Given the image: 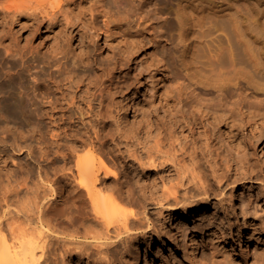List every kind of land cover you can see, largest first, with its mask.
<instances>
[{
	"label": "bare ground",
	"instance_id": "obj_1",
	"mask_svg": "<svg viewBox=\"0 0 264 264\" xmlns=\"http://www.w3.org/2000/svg\"><path fill=\"white\" fill-rule=\"evenodd\" d=\"M18 1L20 5L14 4L15 7L13 3L9 5L11 2L9 6H0V25L3 29L0 33V56L16 69L19 67L13 71L0 66V159H5L8 150L10 155L9 148L26 151L30 160L27 166L29 180L24 176L23 180L20 178L18 181L19 177L14 180L11 169L0 165V208L3 205L8 207L3 215L6 217L11 214L10 204L20 205L22 200L20 208H23V216L30 224L27 227L30 230L31 226L35 227L30 232L25 221L26 229L19 224L21 229L17 226L15 234L14 224L12 228L9 226L12 216L10 220L0 217V264H48L52 242V234L47 229H51L52 223L48 207L53 206L50 203L54 199L67 196L72 202L79 200L82 203L81 199L87 197L96 212L111 210V205L103 209L102 204L107 203L108 198L102 199V195L106 189L115 190L120 182L119 178L116 179L119 177L118 169H113L106 159L109 153H114V149L118 152L113 155L115 160H122L126 153L131 160L128 170L132 169L134 174V170L142 169L147 178L143 182V178L137 179L127 172L130 176L127 184L129 180L137 185L142 182L141 185H147L145 187L158 205L164 206L163 202L167 201L171 206L170 202H174L183 209L181 220L176 225L184 229L180 245L183 248L187 245V256L194 263H200L203 256L197 230L217 226L209 218L216 213L213 210L212 214H208L210 202L220 195L226 183L238 182L247 178L248 174L264 178V167L252 162L246 143L264 131V121H261L264 118V0H112L117 10L109 6L111 0ZM138 1L141 8H153V17L160 20V26L168 19L170 22L171 58L176 64V72L172 77L174 84L171 98L167 100L169 112L165 118L171 128L155 114L142 120L140 127L121 126L119 120L122 115L129 114L124 104H120L119 112L115 113L117 95L123 96V90L125 92L139 82L130 74L125 75L121 85V81H115V71L119 65L122 67V61L134 62L138 52H145L146 49L141 48L145 47L142 43L122 39L118 43V51L110 55L107 65L101 67L97 64L100 59L94 57L91 46H84L79 56H72L67 47L76 30L81 37L79 40L88 42L100 34H108L112 29L121 31L124 22L136 27L150 26L149 16L137 10ZM161 2H164L162 7ZM23 19L24 29L28 26L38 30L45 26L53 31L59 29L52 51L42 54L31 48L29 43V46H20V40L14 36L10 25ZM36 63L38 66L42 63L44 67L38 73L35 69L29 70L27 74L31 71L37 74L28 76L38 78L27 83L25 71L28 67L32 69ZM82 64L91 65L92 72L96 70L95 74L85 73L83 67L81 69ZM168 64L169 61L164 58L157 61L160 86L169 76ZM38 66H35L36 69ZM153 66L154 63L144 66L146 73L141 74H151ZM24 94L29 96L27 103ZM109 121L116 129L111 127L105 133ZM10 122L25 123L27 128L20 131L17 130L19 127L13 129L12 125L9 126ZM244 130L246 134L238 140ZM9 136H13L12 142ZM24 136L27 137L25 145L19 140ZM109 136L113 138L114 145L109 142ZM123 144L126 151L125 147L121 150ZM166 145L169 147L166 148ZM64 148L68 151L64 152ZM84 150L88 152L84 154ZM51 153L55 159L64 162H61L62 167H56L55 163L53 172L44 168L45 162L52 159L48 158ZM111 176L115 178L109 181ZM160 183L163 186L159 194ZM134 189H131L132 192ZM140 189L146 190L142 186ZM139 194L148 197L146 191ZM220 202H213L214 209ZM232 202H238L235 195ZM243 204L241 210L245 208ZM146 208L145 205L144 214L147 213ZM132 214L135 218L138 213ZM195 215H198L199 222L190 228L188 223ZM6 225L14 232L7 230L13 243L10 236L9 239L4 234ZM157 234L162 238L170 236L167 229ZM60 238H56V242H62ZM153 253L154 246L150 243L144 252L136 250L128 264H142Z\"/></svg>",
	"mask_w": 264,
	"mask_h": 264
},
{
	"label": "rangeland",
	"instance_id": "obj_2",
	"mask_svg": "<svg viewBox=\"0 0 264 264\" xmlns=\"http://www.w3.org/2000/svg\"><path fill=\"white\" fill-rule=\"evenodd\" d=\"M9 1L0 0V6L13 5V7H15L14 4L20 5V1L18 0H14L16 1V3H14L13 0L10 1L11 3ZM109 2V6H111L113 10H117L115 5L111 3L112 0ZM139 5L141 6L138 1V12H140L141 10L142 15L149 16L151 23L150 26L136 27L135 25L131 26L124 22V26L122 27L121 31L117 29H112L108 32V34H100L95 38L93 37L92 40L90 39V41L88 42H86V40L85 42L80 41L82 39L79 40V38L81 37L76 34V30L72 37L73 39L69 40V44L67 45V47L69 48L70 54L72 56H79L81 55L84 46H89V48L91 46L94 57L98 60L100 59L99 62L101 64L99 62L97 64L101 67L109 63L111 58L110 55H113L114 52L118 51L120 46V44L118 43L122 39H127L128 41L131 40L132 42H136V44L142 43L145 47L141 46V48H145V52H138L136 54L138 57L134 60V62H127L126 60L122 61V67H120L119 65V69L117 68V70L115 71L116 76L115 74L114 76L117 77L115 78V81L117 83L121 81V85H123V81H125L126 79L125 75L131 74V78L137 77L139 80V82L137 81V83L134 84L132 88H129V90L125 89V92L123 90L124 94L121 93L123 96H121L120 94L117 95L115 99L116 105L114 107V109L116 108L115 113H118L119 107L124 104L126 107H128V112L130 115L128 114L125 117H123L124 115H122V119L119 120L121 126L132 125L133 127H140L141 124L139 123H141L142 120L146 119L148 115L152 117V114H155L158 116V118H162L168 124L169 128L171 124H169L168 119L165 118L167 117L165 116V114L167 115L169 112V106H167L166 104L167 100L171 98V89L174 84L172 77L174 75V72H176V64L173 63V60L171 58L172 46L169 38L170 22L168 19L160 26V20L154 19L153 17V8L146 10L145 6H142L141 8ZM162 6H164V2H161L160 7ZM10 26L12 28L14 36L17 37L18 40H20V46L30 45L32 46L31 48H34L36 51L41 52L42 54L44 52L46 53L52 51L55 41L59 34V29L53 31L48 29L46 26L42 27L40 30H38L36 27H33L35 29L34 30L29 26L28 28L24 29V19L23 21L18 20L17 22H15V24H12ZM2 30V26L0 25V33ZM86 39H88V37ZM0 58V66H4L5 69H11L13 71L14 69L15 71L19 69V67H17L16 69V67L13 66L11 62H9L10 65H12L10 67V65H8L9 63H7L8 61L4 59L3 56H0ZM106 58H108L109 60ZM159 58H164L169 61L168 65L170 68V73L168 78L163 82V86H160L158 84L160 80V69L157 65V61ZM105 61L107 63H104ZM151 63H154V66L151 70V74H141L142 72H145L144 66H147ZM41 65H39V67L38 63H36L35 66H38L39 69H36L35 66L32 67V69L31 67L27 68L28 70L25 71V78L26 80L28 79L27 83L29 81L31 83V81L37 80L38 77L33 76L38 72H41L40 70L44 67H42ZM84 65L82 64L81 69L83 67L82 70L85 73H91V75L95 74L96 70L92 72L93 68L91 67V65L86 64L87 67ZM34 69L36 70V72L38 70L39 71L37 73H34ZM29 70H34L31 71V73L33 72L32 74L28 73L30 75H33L32 77L30 75L28 76L27 74V72H30ZM100 73L101 71L98 72V74ZM20 90L24 91V89L22 88ZM24 96V101L25 103H27L29 96L27 94H24ZM163 106H165L166 108ZM261 121H264V118L261 119ZM112 123L113 122L111 121L108 122V124L106 125V127L108 128H106L105 133H107L111 129V127L113 126ZM23 124L10 122L9 126L12 125L11 127L13 129H17L19 127L17 130H22V128H27V125L25 123ZM113 128L116 129V126L112 127V129ZM160 130L163 131V127H161ZM224 130L225 129H223V131ZM246 132L247 131L244 130L242 134H240L238 140H241L242 136L246 134ZM23 133L26 134L25 132ZM219 134H221L220 131ZM141 135H143L144 137V132H142ZM110 136L108 137V139L111 140L109 142L114 145L112 141L113 138H111ZM9 138L10 142H12L13 136H9ZM21 138L19 140L23 142V145H25L24 141H26L27 137L24 136V139ZM246 143L248 144L247 151L250 154L252 162L256 164H261L264 167V131L261 133V135L258 134L256 137L249 139L248 141H246ZM124 147L125 145L123 144V146H121V150L124 149ZM168 147L169 145H166V148ZM9 149L12 152L10 151V155H8V150L5 159H0V165H4L6 169L7 167H9L8 170L11 169L10 171L12 172L13 176L16 177H13L14 180L19 177V180H17L20 181V178L22 179L23 176L24 178L26 177V180H29L27 166L29 165L30 160L27 152H21V150L12 148ZM65 150L66 151L64 152L68 151L67 148ZM83 152L84 154H86L88 150H84ZM113 152L114 153H109L106 159L113 169H118L116 172H118L119 177H117L116 179L118 180L119 178V185L122 184V188L117 185L115 190L112 188L106 189V192L107 190H112L108 191L107 193L104 190L102 199L103 197H106L108 198V202L106 203L105 201V205L103 202L106 198L102 200L103 209L107 205L109 207L111 205V210L105 209L104 211L107 213H104V211H101V213L100 211L96 212L94 210L92 201L87 197H85V199H81L82 203L78 202L79 200L77 202L73 200L75 202L74 203L67 196L59 197L60 199H54L55 202L53 200L51 201L50 204H52L53 206L49 205L50 208L48 207V211L49 214H51L50 219L52 222V231L48 227L47 229L52 234L50 239V242H52L50 243V251L48 254L50 257H47V259L50 258L48 260V264H128L132 254L136 250L140 249L142 250V252H144V249L150 243L154 246V253L151 256L145 258L142 264H264V178L260 176L251 177L248 174L249 177L247 175V178H243L238 182L230 183L229 185L226 183L221 189L222 194L220 192V195L218 194L216 199H212L213 202L216 200V203L221 201L218 204L217 209H214L215 204H213V202H210V208L208 211V214H212L213 210L216 211L215 214L209 215V218H212V221L217 226H213L211 228H204L203 230H197V240L200 244V252L203 256V260L200 263H194L191 260V257L187 256V245L185 246L186 250L185 248H183V246L180 245L181 234H183L184 229H179V227H176L177 222L181 220V214L183 213V209L181 207L179 208V206H177L174 202H170L171 206H169V203H166L167 201L163 202L165 203L164 206L158 205L156 203L157 201H154V197L151 195L148 188L145 187L147 185H141L142 182H140L141 184L138 183L139 185H137L136 183H132L133 181L130 182L129 180L127 184V180L130 179V176L137 177V179L143 178V182L144 180H147V178L144 177V170L138 168L141 171L140 173L138 169V171L136 170L137 172H135V170L133 169L134 174H132V169H130L129 171L127 167L129 161H131L126 156L127 154L124 153L126 159L123 158L122 160H115L113 155H115V152L116 154H118V152L116 151V149H114ZM50 157L52 159L47 160L44 165V168L46 170H48L49 172H51L52 170L53 172L54 168L63 166L61 162H64L59 159H55V155L53 153H51L48 158ZM4 160L7 162H3ZM55 163L57 164V166L55 165ZM13 166L14 168L18 167L19 169L21 167L23 171H21V169H14ZM127 172H130L131 175L128 176ZM136 173H138V175ZM154 174L155 173L151 175ZM138 176H140L141 178ZM112 178L115 177L111 176V179L109 181L113 180ZM161 184L162 183L158 185L159 189L157 191L159 192V194L162 192L161 187L163 185L161 186ZM166 184L168 185V187L170 186V183L167 182ZM132 185L135 187L132 188ZM138 186L139 189L142 186V188L146 190H139ZM131 189H134L135 192H132ZM141 191H146L148 197L145 198L141 196L139 194V192L141 193ZM149 193L152 197H150V200ZM155 194L159 196L158 193ZM234 195L238 200L237 203L232 202V197ZM64 197H66L67 199ZM151 200L155 203H153ZM21 201L20 205L22 207L23 201ZM243 202H245V204H243ZM241 204L245 206V208H243L244 210H241ZM10 205L11 206L9 207V209L11 210V214L7 215L6 217H3L4 211L8 210V207L6 205H3V209L0 208V210L2 209V211H0V217H3L4 220L6 218L8 220H10L11 218L13 219L9 221L11 224L9 226H11V228L14 226V232L16 231L15 229H17V226H19V224L23 227L25 221L26 228H29V231L32 232V227L35 226H31L32 231L30 230V227H27L30 224H27L26 216H23L25 215L23 212V208L21 209L18 203ZM145 205L147 206L146 214L143 213ZM113 206H116L114 207L115 209H113ZM59 208L60 210H58ZM56 209L58 213L54 212ZM16 210L18 211V213ZM133 212L138 213L137 217H135L136 215H134L135 218H133ZM16 214L19 216V218ZM20 216L22 218H20ZM53 217L54 220H52ZM198 218V215L192 217V221L188 223L190 225V228H193L195 222H199V220H197ZM20 219L21 221H23L21 222ZM12 221L15 223H12ZM126 221H128V223ZM12 224L14 225L12 226ZM9 226H4L3 231L4 234L8 236V238L9 236L11 238L12 235H10V232H13V230H11ZM19 228L21 229L20 226ZM19 228L18 231H21L19 230ZM24 228L25 226L22 229ZM166 229L169 230L170 236L162 238L161 235L157 234L158 232H163ZM7 230L10 232H8ZM5 231L7 233H5ZM53 231H55V234ZM23 232L20 233L22 234ZM55 236L57 239L61 237L60 239L63 241L61 242L60 240H58L60 243L58 241L56 242L57 239L54 238ZM11 240L10 241L13 243V238H11ZM103 250H107V252H103ZM54 256H57L58 258L60 257L59 260L57 257L55 259ZM52 259H54V262ZM51 260L52 262H50Z\"/></svg>",
	"mask_w": 264,
	"mask_h": 264
}]
</instances>
